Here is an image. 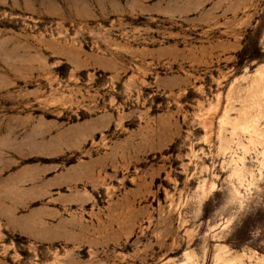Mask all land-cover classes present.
Wrapping results in <instances>:
<instances>
[{
  "label": "rangeland",
  "instance_id": "374dc122",
  "mask_svg": "<svg viewBox=\"0 0 264 264\" xmlns=\"http://www.w3.org/2000/svg\"><path fill=\"white\" fill-rule=\"evenodd\" d=\"M0 264H264V0H0Z\"/></svg>",
  "mask_w": 264,
  "mask_h": 264
}]
</instances>
